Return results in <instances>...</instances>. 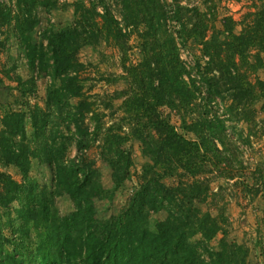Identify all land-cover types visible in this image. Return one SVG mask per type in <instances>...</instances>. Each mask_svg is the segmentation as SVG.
<instances>
[{
    "label": "trees",
    "instance_id": "1",
    "mask_svg": "<svg viewBox=\"0 0 264 264\" xmlns=\"http://www.w3.org/2000/svg\"><path fill=\"white\" fill-rule=\"evenodd\" d=\"M118 2L122 25L103 0H87L86 6L75 3L72 24L48 30L47 56L37 48L39 67L50 79L47 98L53 108L47 103V111L34 108L27 114L36 148L30 149L22 141L24 113L8 112L0 120V166L15 167L24 179L30 159H36L53 174L52 191L34 186L33 196L27 197L19 191L18 184L0 172V208L13 202L19 205L15 221L21 230L18 238H0V264H246L247 249L243 245L220 239L218 250H207V243L223 232L224 216L217 204L219 195L208 190L206 178L199 177L207 165L218 179L233 180L240 163L238 156L224 146L219 149L216 139L220 128L207 118L182 126L178 132L158 108L179 110L192 103L196 88L192 80L183 79L190 76L179 62L177 45L192 41L199 44L203 57H208L207 71L217 74L210 76L206 72L203 78L206 105L220 93L229 95L234 104L245 102L256 89L264 112V81L256 80L252 85L244 82L234 62L237 59L243 63L254 48L255 64L250 68L264 67L258 58L264 54V7L244 17V28L237 35L224 26L225 22L232 24L224 18L221 31L207 37L206 13L180 5L178 0H171L170 5L165 0ZM15 7L16 14L11 18L9 7L0 2V26L14 19L18 28L22 17L30 16L32 19L22 22V34L34 25L33 11L49 12L55 1L15 0ZM99 7L101 14L96 12ZM130 32L139 41L141 59L135 65L126 64ZM99 43L112 45L120 56L121 77L127 87L104 97L107 102L122 98L118 122L124 126L131 123L127 132H120V124L104 127V114L94 104L96 99L81 92L75 53L81 46ZM30 54L26 55L32 64ZM68 98L76 102L66 109L67 103L61 104ZM107 102L104 110L111 108ZM206 105L202 107L203 117ZM50 123L57 142L46 131ZM61 124L65 125L64 134L58 130ZM188 134L193 140L186 137ZM128 137L140 142L150 163L142 166L138 187L126 204L115 215L100 221L92 199H108L127 180L130 159L122 144ZM66 141L73 142L76 153L68 161L62 156ZM94 142L99 143V157L111 172L113 187L108 193L95 187L96 171L83 157V151ZM170 177L190 180L167 186L163 180ZM63 194L72 211L60 217L53 207V197ZM204 204L206 209L202 210ZM158 211H164L166 218L154 223L150 230L148 218ZM9 245L10 251L6 249ZM203 253L206 260L201 257Z\"/></svg>",
    "mask_w": 264,
    "mask_h": 264
},
{
    "label": "rangeland",
    "instance_id": "2",
    "mask_svg": "<svg viewBox=\"0 0 264 264\" xmlns=\"http://www.w3.org/2000/svg\"><path fill=\"white\" fill-rule=\"evenodd\" d=\"M54 1L55 7L49 12L36 9L33 11L35 19L30 31L25 28L27 32L19 34L23 27V20L32 19L27 15L22 17L24 19L18 28L14 19H10L8 23L0 26V120L8 112L24 113L25 139L22 141L30 149L36 148L37 142L32 140V129L27 114L34 108L47 111V103L51 104V109L53 108L51 101L49 102L47 98L50 79L39 67L37 48L40 47L47 56L45 37L48 30L50 28L53 30L62 29L72 24L74 18L73 4L81 2L85 6L87 5V0ZM103 1L113 18L122 25L121 7L118 0ZM0 2L9 7L12 18L16 14L15 0H0ZM165 3L170 5L171 0H165ZM178 4L195 7L199 12L206 13L208 21L206 36L208 37L216 30L221 31L224 18L229 19L232 23L226 24L225 22L224 26L229 27L230 32L237 35L244 28V17L253 14L257 7H264V0H239L237 2L231 0H178ZM96 12L101 14V8H96ZM28 44L31 45L30 49L34 51L33 54L28 51ZM177 45L179 62L190 76V78L185 76L183 79L186 82L192 80L197 93H194V99L187 108L181 107L176 110L159 107L158 111L169 120L178 132H181L182 126L189 127L199 119L207 118L212 124H216L220 128L219 141L216 139L219 149L222 146L228 148L229 153L234 152L240 160L239 166L234 171L236 177L233 180L218 179L210 173L207 165L204 166V173L199 176L207 179L210 192L219 195L221 200H218L219 203L217 204L222 207L221 212L224 216V230L207 243V250H218V242L223 239L227 243L243 245L247 249L246 264H262V256H264V192L262 191L264 184V112L261 110L258 93L254 89L251 95L247 97V101L238 104H234L231 97L226 93H220V96L212 97L206 105L207 99L202 97L205 87L203 78L206 76V72L210 76L217 74L215 71H207L208 57H203L197 42L187 41L181 45L177 43ZM126 46V64H137L141 55L139 41L134 33L131 34L130 32ZM28 53L34 58L32 64L26 55ZM255 54L256 50L252 48L247 53L243 63L234 59L236 73L242 75L244 82L250 85L256 80L264 81V67L250 68L255 64L253 58ZM74 57L77 77L81 82V92L85 96L96 99L94 104L97 105L99 112L104 114L102 118L104 127L120 124V132H127L128 126H132L131 123L124 126L118 122L122 116L120 110L122 98L114 97L110 102H107V98L104 97L113 95L114 92L124 90L127 87L121 77L123 73L117 50L112 45L104 43L84 45L76 51ZM258 58L264 66V54L260 53ZM47 62L49 63V61ZM193 90L195 91L194 88ZM96 95L97 98H94ZM62 102V106L67 103L65 107L68 109L75 104L76 100L68 98ZM105 102L111 105L110 109L104 110ZM205 105L207 106L205 107L207 114L206 117H203L201 116L204 113L202 107ZM48 120L52 121L53 119L49 118ZM51 125L50 123L46 131H50L51 137L57 142V134L53 132L55 128ZM62 126L64 128L65 125L61 124L58 130L64 134L65 131ZM89 126H91L90 123ZM186 137L193 140V136L190 134ZM17 141L18 139L15 140V142ZM98 146V142L90 144L83 151V157L90 162V166L96 171L95 187L100 188L104 193H108L113 187L110 178L111 172L99 157ZM63 147L64 161L71 160L76 156L72 141H66ZM122 149L129 152V176L108 199L93 197L96 217L100 221L115 215L126 204L138 187L142 166L150 163L143 154L141 144L137 139L128 137V140L122 144ZM0 172L5 173L10 180L18 184L19 191L24 196H33L34 186L45 187L48 191L53 190L52 172L36 159H30L29 170L24 179L18 170L12 166H0ZM180 180L189 181L190 177H180L179 179L170 177L164 179L163 183L167 186H176ZM206 202H209V199ZM53 207L60 217H64L72 211L71 203L65 194L53 197ZM201 209L205 210L206 204L201 205ZM16 210H19V205L16 202L0 208V238H18L21 230L18 221H15L17 219ZM211 214L214 215V212ZM165 218L166 213L164 211L150 214L148 228L152 230L154 223L161 222ZM29 236L33 238V235L30 234ZM6 249L10 251L11 246H6ZM201 257L206 260L207 256L203 253Z\"/></svg>",
    "mask_w": 264,
    "mask_h": 264
}]
</instances>
